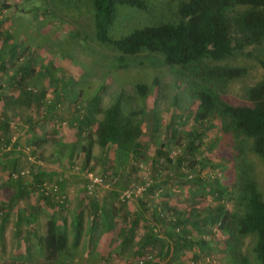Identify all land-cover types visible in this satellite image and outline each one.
Listing matches in <instances>:
<instances>
[{"label": "trees", "instance_id": "trees-1", "mask_svg": "<svg viewBox=\"0 0 264 264\" xmlns=\"http://www.w3.org/2000/svg\"><path fill=\"white\" fill-rule=\"evenodd\" d=\"M29 1L32 2L31 6H42L41 0ZM52 1L46 4L52 7L54 6ZM89 3L93 14L95 38L99 44L111 47L120 55L118 67H124L123 58H136L142 54L151 58H160L165 66L178 71L183 83L185 82L189 88V95L198 102L192 115L193 123L190 129L189 126L181 131L175 129L182 121V115L176 113L175 105L164 125L160 124V120L153 119V129L154 133L162 136L157 146L158 152L168 148L170 144L178 151L175 159H169L166 155L168 167L164 176L171 185L185 190L197 185L208 186L209 194L214 199L207 208L194 209L192 217H189L187 212L186 218H176L174 211L166 205V201L158 205L162 208L159 214L147 215L144 219L146 223L150 227L152 225V228L157 226L159 232L165 237V245L158 258L164 260L172 254L175 255L180 248L200 252L209 250L214 241L218 240L216 233H220L224 239V248L219 250L224 258L223 264H264V196L257 188L254 167L248 160V154L252 153L264 162V76L247 89V104L234 105L228 103L224 97L225 84L244 76L247 72L246 68L209 67L204 62L206 60L225 61L245 54L249 48L251 51L264 50V0H182L178 3L173 18L128 28L117 39L111 38L109 33L120 17V8L147 12L150 10L148 1L89 0ZM2 25L1 19L0 29ZM13 34L5 36L6 41L2 44L5 55H0V68L6 57L18 51ZM5 42L10 44L6 45ZM23 50L27 51L26 48ZM254 58L264 71V51L259 52ZM19 69V74H17L18 70H15L8 75L7 79L10 83L25 79L24 75L28 71L23 65ZM39 73L41 74L42 70ZM158 80L156 77L152 84L148 85L147 78L138 79L134 86V97L131 99L120 93L111 105L100 111L101 118L98 121L91 112L93 107L71 105L64 96L59 94L57 90L59 82H55L54 89L52 86L49 87L52 90L51 101H46L48 95L46 79L39 81L38 77L39 87L36 91L28 90L27 85L20 84L17 89L20 93L17 97L10 94L3 96L2 93L7 86L0 83V105L2 106L0 109V169L6 171L7 166L6 169L10 170L8 177L21 187L19 191L22 188L28 189L25 187V181L31 176L25 167V162L27 163L29 158L24 153L25 150H29L28 155L38 158L36 149L55 143L56 153L60 154L62 148H68L70 161L78 142L86 133L89 141L81 142L83 145L79 147L77 158L82 170L86 172L92 159L90 135L94 132L101 153L89 170L101 182H105L111 176V180L114 179L113 182L110 181L111 187H114L113 190H132L133 193L137 186H132L134 162L140 158V150L144 146L142 138L146 115L145 108H139L137 100L141 99L145 107L147 98L157 88ZM131 100L138 109L129 107ZM98 101L99 98L97 101L93 100L94 103ZM32 105L36 110L43 107V119L50 117L57 119L56 123L60 124L51 122L55 130L59 129L57 134L60 129L65 128H59L62 125L76 129L77 141L73 139L66 144L61 138H57L56 132L39 136L35 128L41 122L37 126L33 125L38 120L32 121L33 124L30 122L28 126L24 125L25 122H20L14 127L8 110H13L15 107L28 108ZM218 133L221 135L225 148L233 144L231 153L221 150L212 152L216 146L215 135ZM206 152L212 153L218 161L203 158ZM189 157L194 158L192 162H189ZM222 162L227 168L226 180L220 182L215 176L201 175L204 168L214 170ZM7 164H10V168ZM151 175L156 176L153 171ZM33 179L40 191L44 192L45 201L49 203L51 200L54 202L53 205L58 206L60 208L58 210L62 212L64 199L67 196L63 183L54 182L47 185L38 173ZM95 186L97 184L90 178L86 190L95 193ZM31 187L33 188V185ZM12 197H21V194L17 193ZM98 201L97 198L93 199L92 222L98 217V212H102V216L109 217L112 222L110 217L113 211L109 213L106 206L99 205ZM228 201L234 207L232 211L225 208ZM11 202L13 199L9 203ZM140 202L142 208L145 207L146 210L148 202ZM38 212V209L32 206L30 212L27 211L18 220L28 224L30 229L27 232L35 236L38 235ZM5 222L6 216L2 219V225ZM75 222L76 237H78L81 223L80 212L76 214ZM59 223L56 214H51L43 223L41 238L43 255L34 264H55L59 255L66 250L68 238L65 231L59 227ZM183 226L190 227L192 233L184 234ZM149 236H152L151 233ZM247 236L255 237L252 260L242 251V240ZM209 262L204 259L198 264H210ZM3 264L28 263L12 261Z\"/></svg>", "mask_w": 264, "mask_h": 264}, {"label": "rangeland", "instance_id": "rangeland-1", "mask_svg": "<svg viewBox=\"0 0 264 264\" xmlns=\"http://www.w3.org/2000/svg\"><path fill=\"white\" fill-rule=\"evenodd\" d=\"M41 1L42 6L35 5L34 7L31 6L32 2L29 0H0V20L3 21L0 29V55H5L2 51V44L6 41L5 36L10 33H14L13 38L18 48L16 53L3 60L0 68V83L7 86L2 95L10 94L17 97L20 93L17 90L20 84L27 85L28 90L36 91L39 81L46 79L48 91L46 101H51L52 90L49 87L52 86L54 89L55 82H59L58 93L64 96L71 105L93 107L91 112L98 121L101 118L100 111L111 105L120 93L131 99L134 97V86L138 79L147 78V84L151 85L153 79L157 77L159 79L157 88L147 98L145 107L141 99L137 100L139 108H145L146 115L142 138L144 146L140 150V158L134 162L132 186L137 185L136 188H142L143 191L141 194L136 192L138 195L126 198L124 194L127 191L113 190L114 187H111L110 181L113 182L114 179L111 180V176L105 182H95V176L89 169L99 157L101 148L94 132L90 135L92 159L86 172L82 170L80 162L77 161L79 147L83 141L88 140L86 133L78 142L70 161L68 148H62L60 154L56 153L55 143H49L36 149L38 158L28 155L29 150H25L27 158H30L27 159V163L25 162L26 170L31 176L25 181V187L28 189L22 188L19 191L21 187H18V184L8 177L10 170L6 169L7 166L6 171L0 169V264L12 261L34 264L40 259L43 255L41 239L43 223L51 214H56L57 221L60 222L59 227L65 231L68 238L66 250L59 255L55 264H198L204 259L210 261V264H223L224 258L219 250L224 248V239L220 233H216L218 240L214 241L209 250L200 252L180 248L175 255L172 254L164 260L159 259L165 245V237L159 232L157 226L153 224L155 227L152 228V225L150 227L144 220L150 213L159 214L162 208L158 205L163 201H166V205L174 211L176 218H186L187 212H189V217H192L194 209L207 208L214 199L209 194L208 186L197 185L189 187V190L172 186L164 176L167 172L166 167H168L166 155L169 159H175L178 151L171 144L160 152L157 150L162 136L154 133L153 119L160 120V124L164 125L172 114L174 105L176 113L182 115L180 126H176L175 129L181 131L187 129V126L189 129L192 127V115L198 102L189 95V88L185 82L183 83L182 76L176 69L165 66L160 58H151L144 54L136 58H123L124 67H118L120 55L111 47L99 44L95 38L89 0H53L52 5L54 6L52 7L47 5L51 3V0ZM147 1L150 9L147 12L120 8V17L112 26L109 36L117 39L128 28L171 19L178 3L182 0ZM5 44L10 43L5 42ZM25 48L26 52L23 50ZM250 51L251 48L247 49L245 54L225 61H204L209 67L246 68L247 72L244 76L225 84L224 97L230 104H247V89L264 76V71L254 58L264 50ZM21 65L29 74L24 75V80L10 83L7 79L8 75L15 70H18L17 74H19ZM40 70H42L41 74ZM98 98V103H94L93 100L97 101ZM1 107L0 105V109ZM129 107L138 109L132 100L129 102ZM8 111L14 127L20 122H25L24 125L28 126L32 121L38 120L36 124H32L37 126L41 122L35 128L39 136L56 132L57 138H61L66 144L73 139L77 141L76 129L66 127L67 125L59 126V128H65L60 129L57 134L59 129L53 128V125L58 122L57 119L52 117H50L52 120L43 119V107L36 110L32 105L28 108L15 107ZM215 140L216 146L212 152L221 150L231 153L233 144L225 148L219 133L215 135ZM203 158L218 161L217 157L210 152H206ZM193 159L189 157V162ZM248 160L254 167L257 188L264 196V162L252 153L248 154ZM7 165L10 166V164ZM225 170L227 168L222 162L214 170L204 168L201 175L209 174L222 182L228 178ZM152 171L156 174L155 177H152ZM36 173L42 176L47 185L54 182L63 183L67 196L64 199L62 212L59 211L58 206L53 205L54 202L51 200L49 203L45 201L44 192L40 191L33 179ZM90 178L97 184L94 188L95 193L86 190ZM17 193L21 194L22 198L12 197ZM94 198L99 200V205H105L109 213L113 211L110 217L112 222L109 217H103L102 212H98V217L92 222L91 212ZM12 199L13 202L9 203ZM140 201L148 202L146 210L145 207L142 208ZM32 206L39 211L37 213V236L27 232L30 229L28 224L18 221L27 211L30 212ZM225 206L227 210L234 209L229 201ZM78 212L81 213V223L79 236L76 237L75 218ZM5 216L6 222L2 225V219ZM92 223H94L93 226ZM182 229L186 235L192 233L190 227L183 226ZM150 233L152 236H149ZM242 241L243 253L252 260L255 237L247 236Z\"/></svg>", "mask_w": 264, "mask_h": 264}, {"label": "built area", "instance_id": "built-area-1", "mask_svg": "<svg viewBox=\"0 0 264 264\" xmlns=\"http://www.w3.org/2000/svg\"><path fill=\"white\" fill-rule=\"evenodd\" d=\"M94 180H95L96 183H100V182H101L98 178H95ZM92 181H93V179H92ZM93 182H94V181H93ZM95 182H94V183H95ZM142 191H143L142 188H136L135 191H134L133 194H132V190H128L127 193L124 194V196H125L126 198H129L131 195H132V196L135 195L136 192H137L138 194H141ZM138 194H136V195H138Z\"/></svg>", "mask_w": 264, "mask_h": 264}]
</instances>
